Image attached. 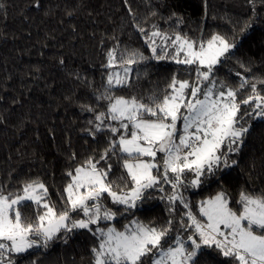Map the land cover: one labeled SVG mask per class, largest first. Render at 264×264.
I'll return each mask as SVG.
<instances>
[{"label":"trees","instance_id":"1","mask_svg":"<svg viewBox=\"0 0 264 264\" xmlns=\"http://www.w3.org/2000/svg\"><path fill=\"white\" fill-rule=\"evenodd\" d=\"M0 5V187L5 192H18L24 183L36 180L45 184L58 209L63 206L70 181L67 172L89 157L98 158L109 143L110 133L96 132L94 127L99 123L96 115L108 105L97 99L113 69L106 67L108 52L118 48L151 57L139 28L151 32L155 25L168 35L179 32L197 42L218 34L236 43L232 58L216 65L215 78L238 90V102L253 94L252 84L264 96L260 83L264 81V3L260 0L255 4L250 0H0ZM184 68L170 60L148 59L132 65L127 87L111 91L145 101L153 95L163 98L174 74L188 78ZM244 80L249 83L240 88ZM246 110L251 106L241 104V111ZM249 124L254 127L241 151L232 156L237 163L219 172V178L211 177L200 188L185 192L194 213L200 201L221 190L233 202L241 190L264 192V120L249 119ZM111 163L108 179L123 185L121 176L127 174L122 162L113 158ZM164 187L170 191V186ZM148 191L150 198L138 202L137 209L118 214L111 222L118 230L133 219L158 226L168 221V204L160 199L164 193ZM26 203L30 206L22 211L34 218L36 206ZM105 204L113 210L122 207L110 198ZM174 227L179 228L178 223ZM96 243L91 233L74 230L50 242L46 251L38 248L13 261L93 264L91 249ZM200 259L201 264H226V258L213 249L205 248Z\"/></svg>","mask_w":264,"mask_h":264},{"label":"snow or ice","instance_id":"2","mask_svg":"<svg viewBox=\"0 0 264 264\" xmlns=\"http://www.w3.org/2000/svg\"><path fill=\"white\" fill-rule=\"evenodd\" d=\"M138 30L151 57L118 48L108 52L106 67L119 65L122 71L107 74L104 93L97 97L108 101L107 110L96 115L94 127L110 133L109 143L98 158L89 157L67 172L63 206L58 209L45 184L36 180L18 192L0 187V264H14L12 254L46 248L74 230L96 238L93 264H201L205 248L218 251L226 264H264V192L241 190L233 202L221 190L200 201L195 213L185 196L189 188H200L234 166L232 156L254 127L249 119L264 120V96L256 84L251 85L253 94L238 102V90L226 88L214 76L216 65L232 58L237 44L218 34L200 42L179 32L170 36L155 25L151 32ZM148 59L183 65L188 78L174 74L163 98L114 95L113 88L128 86L132 65ZM248 83L244 80L240 88ZM241 104L251 110L242 112ZM113 158L127 174L121 176L123 185L108 179ZM150 189L164 193L160 199L168 204V221L158 226L133 219L118 230L111 222L137 209L138 202L150 198ZM108 198L122 207H108ZM26 202L36 206L34 218L22 211L30 206Z\"/></svg>","mask_w":264,"mask_h":264},{"label":"rangeland","instance_id":"3","mask_svg":"<svg viewBox=\"0 0 264 264\" xmlns=\"http://www.w3.org/2000/svg\"><path fill=\"white\" fill-rule=\"evenodd\" d=\"M170 36H173V35H170ZM232 50H233V49H232ZM222 60H223V59H222ZM120 71H122L121 68H113L111 72H120ZM217 81L220 82L219 80H217ZM110 200H111V199H110ZM38 248L42 249L43 251H46V248H45V247H37V248H33V249L29 250V252H30V251H33V250H35V249H38ZM18 255H19V254H12V258L15 259V256H18ZM36 264H50V263H48L47 260L43 259V260H41V261L36 262Z\"/></svg>","mask_w":264,"mask_h":264}]
</instances>
